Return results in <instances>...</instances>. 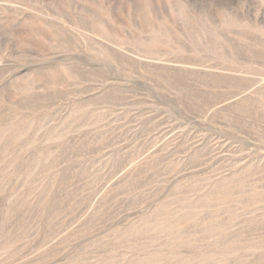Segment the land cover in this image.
<instances>
[{
	"label": "rangeland",
	"instance_id": "obj_1",
	"mask_svg": "<svg viewBox=\"0 0 264 264\" xmlns=\"http://www.w3.org/2000/svg\"><path fill=\"white\" fill-rule=\"evenodd\" d=\"M0 264H264V0H0Z\"/></svg>",
	"mask_w": 264,
	"mask_h": 264
}]
</instances>
